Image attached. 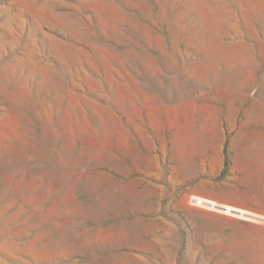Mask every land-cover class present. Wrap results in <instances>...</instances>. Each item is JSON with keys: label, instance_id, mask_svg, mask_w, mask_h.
<instances>
[{"label": "rangeland", "instance_id": "1", "mask_svg": "<svg viewBox=\"0 0 264 264\" xmlns=\"http://www.w3.org/2000/svg\"><path fill=\"white\" fill-rule=\"evenodd\" d=\"M190 196L264 214V0H0V264H264Z\"/></svg>", "mask_w": 264, "mask_h": 264}, {"label": "bare ground", "instance_id": "2", "mask_svg": "<svg viewBox=\"0 0 264 264\" xmlns=\"http://www.w3.org/2000/svg\"><path fill=\"white\" fill-rule=\"evenodd\" d=\"M190 199H199L200 201H203L205 203L210 204V206L213 205V209L216 211L226 213L229 215L237 216V217H244L248 219L256 220V219H264V214L251 211L249 209H245L243 207H239L236 205H232L229 203H225L218 200H213L205 197H197V196H191Z\"/></svg>", "mask_w": 264, "mask_h": 264}, {"label": "trees", "instance_id": "3", "mask_svg": "<svg viewBox=\"0 0 264 264\" xmlns=\"http://www.w3.org/2000/svg\"><path fill=\"white\" fill-rule=\"evenodd\" d=\"M223 166H222V174L226 172L228 165H229V159H228V152H227V142H224L223 148Z\"/></svg>", "mask_w": 264, "mask_h": 264}, {"label": "built area", "instance_id": "4", "mask_svg": "<svg viewBox=\"0 0 264 264\" xmlns=\"http://www.w3.org/2000/svg\"><path fill=\"white\" fill-rule=\"evenodd\" d=\"M190 197H191V196H190ZM189 201H190L191 204H193V205H195V206L213 209V205L210 206V204L205 203V202H203V201H200L199 199H190V198H189ZM214 210H215V209H214ZM252 219H253V218H252ZM256 221L264 222V219H256Z\"/></svg>", "mask_w": 264, "mask_h": 264}]
</instances>
